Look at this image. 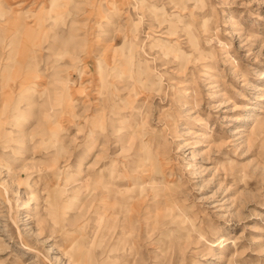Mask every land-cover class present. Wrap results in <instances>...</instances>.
<instances>
[{
	"label": "rangeland",
	"instance_id": "1",
	"mask_svg": "<svg viewBox=\"0 0 264 264\" xmlns=\"http://www.w3.org/2000/svg\"><path fill=\"white\" fill-rule=\"evenodd\" d=\"M0 264H264V0H0Z\"/></svg>",
	"mask_w": 264,
	"mask_h": 264
},
{
	"label": "bare ground",
	"instance_id": "2",
	"mask_svg": "<svg viewBox=\"0 0 264 264\" xmlns=\"http://www.w3.org/2000/svg\"><path fill=\"white\" fill-rule=\"evenodd\" d=\"M130 193H132L131 190H129V194H130ZM118 197H119V196H118ZM120 201H121V199H120ZM120 201H119V202H120ZM116 205H117V203H116ZM171 222H174V220H172ZM181 222H182L181 220H180L179 222L175 221V223H177V224H180Z\"/></svg>",
	"mask_w": 264,
	"mask_h": 264
}]
</instances>
